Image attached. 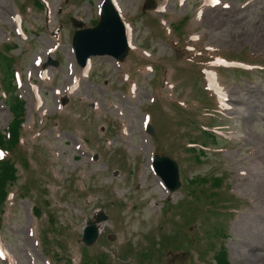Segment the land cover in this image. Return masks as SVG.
I'll use <instances>...</instances> for the list:
<instances>
[{"label":"rangeland","instance_id":"rangeland-1","mask_svg":"<svg viewBox=\"0 0 264 264\" xmlns=\"http://www.w3.org/2000/svg\"><path fill=\"white\" fill-rule=\"evenodd\" d=\"M69 1L0 0V55L21 76L11 86L23 103L5 157L16 179L0 211V264H217L221 254L264 264V0H157L151 11L149 0H112L129 50L120 63L91 58L86 72L69 18L92 27L102 0ZM169 19L191 26V45L251 68L182 59V39L162 32ZM154 154L178 166L173 193L151 172ZM99 211L107 220L85 248Z\"/></svg>","mask_w":264,"mask_h":264},{"label":"water","instance_id":"water-1","mask_svg":"<svg viewBox=\"0 0 264 264\" xmlns=\"http://www.w3.org/2000/svg\"><path fill=\"white\" fill-rule=\"evenodd\" d=\"M71 24L73 28L82 26L75 20H71ZM128 45V30L120 20L111 0L103 1L97 25L90 29L75 31L71 40L75 61L83 69L87 68L90 57L108 56L121 61L127 53ZM151 165L153 173L168 191L173 192L179 187L177 166L173 161L167 157L155 155ZM104 220L105 217L100 212L93 221L86 224L81 235L83 245H92L97 236L96 224Z\"/></svg>","mask_w":264,"mask_h":264},{"label":"trees","instance_id":"trees-1","mask_svg":"<svg viewBox=\"0 0 264 264\" xmlns=\"http://www.w3.org/2000/svg\"><path fill=\"white\" fill-rule=\"evenodd\" d=\"M36 6L40 7L41 4L38 0H33ZM11 59L8 55L4 53L0 55V72L3 74V80L1 82L2 88L6 91L5 104L8 105V111L11 115V121L7 126L6 135L0 136V149L8 153L7 150H11L14 146L19 143V130L21 128L23 119V103L17 99V96L12 94L13 86H11L12 81V70H11ZM9 79H8V77ZM11 93L8 94L7 91ZM6 155L0 160V210L3 202L6 200L8 195V190L15 182V167L14 165L5 160ZM36 207V205L34 206ZM38 208V207H37ZM35 209V213H37ZM39 211H41L39 209ZM35 217V216H34ZM223 251V249L219 250ZM217 264H225L223 260V255L221 254L218 258Z\"/></svg>","mask_w":264,"mask_h":264}]
</instances>
